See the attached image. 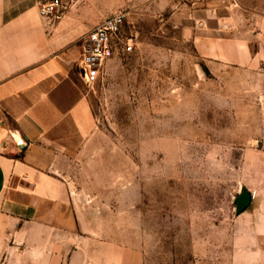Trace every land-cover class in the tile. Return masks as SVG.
<instances>
[{
    "label": "rangeland",
    "instance_id": "374dc122",
    "mask_svg": "<svg viewBox=\"0 0 264 264\" xmlns=\"http://www.w3.org/2000/svg\"><path fill=\"white\" fill-rule=\"evenodd\" d=\"M237 1L249 8L255 0ZM98 3L128 11L126 30L137 42L86 84L99 136L86 156L72 159L88 187L76 192L97 199L109 231L144 264H234L238 253L256 247L264 225L257 79L208 68L186 38L188 24L173 18L193 7L189 0ZM243 188L263 194L239 215Z\"/></svg>",
    "mask_w": 264,
    "mask_h": 264
},
{
    "label": "crops",
    "instance_id": "0c3cea01",
    "mask_svg": "<svg viewBox=\"0 0 264 264\" xmlns=\"http://www.w3.org/2000/svg\"><path fill=\"white\" fill-rule=\"evenodd\" d=\"M44 1L20 9V0H0V264H144L109 231L97 199L76 192L88 187L72 170V159L86 156L99 136L78 43L117 12L98 0H73L43 18ZM188 6L174 13L176 23L188 24L186 38L209 69L257 79L264 126V0L249 8L237 0ZM256 143L264 147V134ZM250 191L251 209L263 191ZM256 233V247L234 264H264V225Z\"/></svg>",
    "mask_w": 264,
    "mask_h": 264
},
{
    "label": "built area",
    "instance_id": "2783aa9c",
    "mask_svg": "<svg viewBox=\"0 0 264 264\" xmlns=\"http://www.w3.org/2000/svg\"><path fill=\"white\" fill-rule=\"evenodd\" d=\"M68 2L64 0H47L40 7L43 18L60 14ZM130 14L119 11L105 19L93 30L84 35L78 46L81 59L78 70L88 84L98 81L109 61L115 57H123L135 50L137 38L126 30Z\"/></svg>",
    "mask_w": 264,
    "mask_h": 264
},
{
    "label": "water",
    "instance_id": "95a60500",
    "mask_svg": "<svg viewBox=\"0 0 264 264\" xmlns=\"http://www.w3.org/2000/svg\"><path fill=\"white\" fill-rule=\"evenodd\" d=\"M19 147L25 150L27 146L25 142H20ZM253 199H254V194L249 189L243 188L241 194L236 199L237 213L240 215L245 211H247L251 207L253 203Z\"/></svg>",
    "mask_w": 264,
    "mask_h": 264
}]
</instances>
